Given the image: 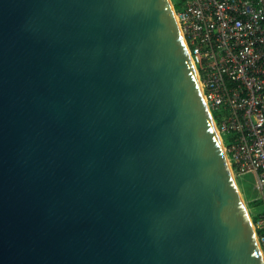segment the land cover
I'll use <instances>...</instances> for the list:
<instances>
[{"label":"water","instance_id":"water-1","mask_svg":"<svg viewBox=\"0 0 264 264\" xmlns=\"http://www.w3.org/2000/svg\"><path fill=\"white\" fill-rule=\"evenodd\" d=\"M0 264H264L172 0H0Z\"/></svg>","mask_w":264,"mask_h":264},{"label":"built area","instance_id":"built-area-1","mask_svg":"<svg viewBox=\"0 0 264 264\" xmlns=\"http://www.w3.org/2000/svg\"><path fill=\"white\" fill-rule=\"evenodd\" d=\"M182 2L177 20L233 176L256 175L263 210L254 227L264 258V0Z\"/></svg>","mask_w":264,"mask_h":264},{"label":"rangeland","instance_id":"rangeland-1","mask_svg":"<svg viewBox=\"0 0 264 264\" xmlns=\"http://www.w3.org/2000/svg\"><path fill=\"white\" fill-rule=\"evenodd\" d=\"M176 2L183 5L182 0H176ZM172 3L174 5V0H172ZM234 178L252 220L253 218L258 219L259 214L263 210V203L257 189L256 175L253 172H247L238 177L234 173Z\"/></svg>","mask_w":264,"mask_h":264},{"label":"trees","instance_id":"trees-1","mask_svg":"<svg viewBox=\"0 0 264 264\" xmlns=\"http://www.w3.org/2000/svg\"><path fill=\"white\" fill-rule=\"evenodd\" d=\"M174 8H175V11L179 13V12H182L183 5H182V3L179 4V3L176 2V0H174ZM214 116H215L216 120H218L217 119V114H214ZM228 141H229V137L227 136V137H225V142L228 143ZM256 222H257V219L253 218V223L255 224ZM258 234L261 235L262 233L259 232Z\"/></svg>","mask_w":264,"mask_h":264}]
</instances>
